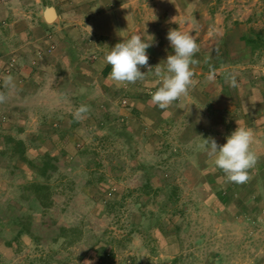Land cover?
I'll list each match as a JSON object with an SVG mask.
<instances>
[{
    "label": "rangeland",
    "instance_id": "rangeland-1",
    "mask_svg": "<svg viewBox=\"0 0 264 264\" xmlns=\"http://www.w3.org/2000/svg\"><path fill=\"white\" fill-rule=\"evenodd\" d=\"M86 1H8L11 32L38 25L37 13L55 4L64 19L51 22L81 32L76 62L92 68V80L73 81L65 57L54 71L64 78L54 77L28 53L24 64L46 73L0 103V264H264V48L252 52L238 38L264 30V0H138L135 31L152 45L149 66L166 70L171 29L191 34L199 46L193 85L165 110L151 102L161 86L154 69L141 67L142 81L117 85L99 66V56L117 43L90 34L87 18L97 0L90 7ZM57 29L54 38L62 40ZM226 34L237 39L233 56L210 81L203 64L227 47ZM16 62L14 54L9 69L17 70ZM226 74L238 87L225 82ZM82 104L90 112L77 122L73 113ZM238 126L253 131L259 158L245 184L227 182L204 147L210 137L225 144ZM47 153L63 161L48 178L38 168ZM46 181L43 209L32 183ZM3 209L35 219L46 211L66 234L43 242Z\"/></svg>",
    "mask_w": 264,
    "mask_h": 264
},
{
    "label": "clouds",
    "instance_id": "clouds-1",
    "mask_svg": "<svg viewBox=\"0 0 264 264\" xmlns=\"http://www.w3.org/2000/svg\"><path fill=\"white\" fill-rule=\"evenodd\" d=\"M89 29L91 34V28ZM167 39L175 54L167 56L166 70H162L160 65L155 68L149 66V56L146 50L152 45L146 42L140 34L124 39L105 54L106 63L111 65L109 78L117 85L135 84L137 81H142L146 73L141 72V67L147 68L148 71L154 69V75L160 78L161 86L152 94L151 102L162 110L167 109L181 96L188 94L189 88L193 85L194 76L191 66L198 63L193 57L199 51L196 40L187 32L171 29L167 34ZM209 67L210 72L207 78L211 81L215 78L216 72L211 65ZM225 82L230 87H238L235 75L226 74ZM4 86L15 89L11 75L4 78ZM6 100V94L0 92V103ZM89 112L90 108L82 104L73 113V118L81 122L86 119ZM226 141L225 144L218 145L214 138L204 139L207 155L213 159L215 166L223 171L227 182L245 184L251 179L249 171L256 166L259 159L251 148L254 133L249 128L238 126L226 138Z\"/></svg>",
    "mask_w": 264,
    "mask_h": 264
},
{
    "label": "crops",
    "instance_id": "crops-1",
    "mask_svg": "<svg viewBox=\"0 0 264 264\" xmlns=\"http://www.w3.org/2000/svg\"><path fill=\"white\" fill-rule=\"evenodd\" d=\"M8 1L9 0H0V92H4L6 94V102L11 96L10 92H16L17 90V92L22 94L27 82H34L35 80H37V82L41 81V76L46 73L44 72L41 73V75L39 74V68L41 67L42 69L44 68V70L50 72L49 74H52L54 77L57 76L58 78H64V75H62V72L60 71H57L54 74V71L57 68L56 65L60 64V60H63L64 57L67 60H70L67 62V65L73 67L74 69L73 77H71L74 78L73 81L78 83H89L90 80H92L90 71L92 68L85 65L84 67H88V70H86V68H83L79 62H76V59L78 58L77 55L80 53L81 47L83 46L82 39H79L80 43L78 41L76 42V40H78V36L80 38L81 32H79L78 35V31L75 29L65 30L59 20L54 22H48L46 20L45 9L47 6H54L58 19H64L63 14L59 12L55 4L49 5L51 2H47L42 8L41 12L39 14L37 13V21H39L38 25H32L27 30L26 28H19L17 30L13 29V32H11V30L7 29L5 26V24H7L6 18L9 14ZM109 1L111 2V5H109ZM31 2H33V0H31ZM86 2L88 3L89 7L91 3H93L92 0H87ZM24 3L27 4L28 0H25ZM138 3V0H105V2L103 0H97V7L95 8L97 12H95L93 15H89L87 18V22L94 25L93 29H91V33L100 32L103 34V37L107 35L113 36L112 42L115 43L123 42L127 37L134 34H139L137 31H135L136 24L140 18V7L137 6ZM32 12L31 13L33 15L34 11ZM56 22L57 28H61V30L63 28L64 30L62 31L64 36L62 40L59 38L56 40L54 38L55 35H58V29L53 27L55 26ZM51 28H54V31L50 30ZM88 30L90 31V29ZM234 32L235 31L228 34L234 35ZM228 34H226V38L231 37ZM16 36L18 37V39H16L17 42L14 40V37ZM29 37L31 38L30 41ZM40 49L41 51H39ZM28 53H30L38 61L40 66L34 72L31 71L34 70L33 68L24 64L25 56L28 55ZM14 54H16L17 57V70L9 69L10 67L8 65V61ZM156 54L157 53L150 57L155 59L154 55ZM194 56H196V54ZM98 60L99 66L104 64V68L108 66L110 67L107 71L105 70L106 74L108 75L111 71V65H108L105 61V58L102 56H99ZM163 65L164 64H161V66ZM76 67L83 68V71L78 72ZM9 75L13 77L15 89L5 88L4 86V78ZM10 110L13 111L12 109Z\"/></svg>",
    "mask_w": 264,
    "mask_h": 264
},
{
    "label": "trees",
    "instance_id": "trees-1",
    "mask_svg": "<svg viewBox=\"0 0 264 264\" xmlns=\"http://www.w3.org/2000/svg\"><path fill=\"white\" fill-rule=\"evenodd\" d=\"M233 38L234 40H231ZM238 38L245 47H250L252 49V52H254L256 49L264 48V30L257 31L255 29H251L246 33H239ZM236 40L237 39H235V37L226 38L225 45L227 47L224 50L218 52L217 55H214V59H206L203 64L205 69L210 70V65L214 69H216L220 66L221 63L229 60V58L233 56L231 55L233 54V46H231V44L236 43ZM109 68L110 67L108 66L105 70L107 71ZM20 153L21 156H23L22 151ZM45 157L46 158L44 159L42 165L38 166V168L40 169L41 174L48 178L50 177V175L54 174L59 167L63 165V161L59 158V156H51L48 155V153ZM25 158L26 157H23L22 159ZM30 163L34 164L33 161H30ZM32 186L35 189L36 202L41 205V208L48 209L49 203H47L45 200L47 199V194L45 193V190L48 187L47 181L45 183L34 182L32 183ZM2 212L6 214L9 219H16L17 221H15L22 226V230L29 232L32 237L37 238L38 240L42 239L43 242L57 241L60 237H63L66 234V227H64L62 223H60L46 211H42L40 214L41 216L38 219H35L31 214L23 215L17 209H3ZM0 217H2L1 213ZM36 230L37 232H39L38 234H35Z\"/></svg>",
    "mask_w": 264,
    "mask_h": 264
},
{
    "label": "water",
    "instance_id": "water-1",
    "mask_svg": "<svg viewBox=\"0 0 264 264\" xmlns=\"http://www.w3.org/2000/svg\"><path fill=\"white\" fill-rule=\"evenodd\" d=\"M45 17L48 22L53 21L57 17V12L54 6H47L45 9Z\"/></svg>",
    "mask_w": 264,
    "mask_h": 264
}]
</instances>
